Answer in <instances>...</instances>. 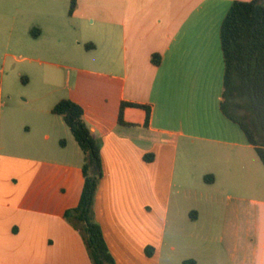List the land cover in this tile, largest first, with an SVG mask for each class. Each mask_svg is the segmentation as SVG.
<instances>
[{"label":"crops","instance_id":"obj_1","mask_svg":"<svg viewBox=\"0 0 264 264\" xmlns=\"http://www.w3.org/2000/svg\"><path fill=\"white\" fill-rule=\"evenodd\" d=\"M235 1L251 0H77L72 15L0 0V264H92L65 218L84 154L52 113L63 99L101 143L95 215L116 264H264V164L221 111ZM30 67L46 84L20 99ZM123 103L151 107L148 124L130 106L119 124Z\"/></svg>","mask_w":264,"mask_h":264},{"label":"trees","instance_id":"obj_2","mask_svg":"<svg viewBox=\"0 0 264 264\" xmlns=\"http://www.w3.org/2000/svg\"><path fill=\"white\" fill-rule=\"evenodd\" d=\"M76 7L77 0H71L70 15ZM220 37L225 63L221 111L242 129L264 164V0L235 1L222 23ZM152 62L160 66L161 56L153 55ZM126 106L144 109L148 124L151 107L131 103L121 105L119 124H124ZM52 113L63 117L84 154L81 198L77 207L66 211L65 218L81 234L92 264H116L95 215L103 178L101 143L88 127L80 104L63 99ZM145 160L152 161L153 156H145ZM152 253L153 249H147V255ZM182 264L197 262L189 259Z\"/></svg>","mask_w":264,"mask_h":264},{"label":"rangeland","instance_id":"obj_3","mask_svg":"<svg viewBox=\"0 0 264 264\" xmlns=\"http://www.w3.org/2000/svg\"><path fill=\"white\" fill-rule=\"evenodd\" d=\"M70 0H59L58 4L61 8H64V11H67L68 6H69ZM70 31L73 33V26L69 27ZM80 37L77 35L74 36V38ZM30 71V72H29ZM29 71L27 70L25 72L24 78L28 79V83L26 85H23L21 81H19L18 85L20 88V99H22L23 95L30 96L31 98L36 97L37 91H39L40 87L44 86L46 82L44 79L40 78L39 76L35 75L33 70H31V67L29 68ZM67 78V77H66ZM70 84L74 85L75 84V78L74 75L71 73L70 77ZM45 83V84H44ZM66 81L64 80V85ZM63 97H70L71 92L65 90L63 93H61Z\"/></svg>","mask_w":264,"mask_h":264}]
</instances>
